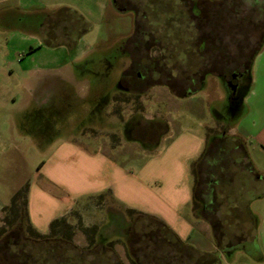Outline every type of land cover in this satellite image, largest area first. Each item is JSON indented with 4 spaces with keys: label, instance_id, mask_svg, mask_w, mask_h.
Here are the masks:
<instances>
[{
    "label": "rangeland",
    "instance_id": "obj_1",
    "mask_svg": "<svg viewBox=\"0 0 264 264\" xmlns=\"http://www.w3.org/2000/svg\"><path fill=\"white\" fill-rule=\"evenodd\" d=\"M136 1L137 10L118 12L112 0H0V205H7L12 186L25 190L27 197L35 186L61 198L57 206L45 203L47 222L61 217L66 225L46 243L13 247L9 252L23 256L9 257V264H260L249 258L247 245L221 252L247 227L246 215H226L231 224L225 229L215 224L213 235L197 226L199 217L207 216L201 208L196 206L201 213H191L192 204L185 205L175 216L189 223L190 230L178 237L154 213L161 206L155 200L159 182L154 171L170 143L184 133L195 135L202 141L196 157L180 149L186 167L180 187L191 190L192 164L205 153L220 157L225 141L233 147L239 114L254 105V92L264 87V78L253 82L251 61L250 81L235 94L214 75L223 70L216 62L209 70L213 75H206L201 85L197 76L196 84L181 95L192 72L205 70L202 56L190 53L201 38L189 32L190 23L177 12L174 0ZM135 26L137 33L151 30L154 38L149 39L162 47L163 59L154 75L160 85L148 86L138 102L123 103L118 85L130 65L124 48ZM247 36L251 43L260 40L253 29ZM233 45L229 41L228 52L234 54ZM225 68L230 72L232 65ZM133 104L141 111L131 110ZM65 144L89 157H104L102 174L114 167L127 176L128 188L119 176L118 195L112 188L77 193L49 183L54 155ZM77 159L79 155L70 159L61 173L69 182L89 175L85 168L91 166ZM142 169L153 178L142 177ZM43 202L35 201V209L44 207ZM220 218L225 220V215ZM129 230L131 242L126 244Z\"/></svg>",
    "mask_w": 264,
    "mask_h": 264
},
{
    "label": "crops",
    "instance_id": "obj_2",
    "mask_svg": "<svg viewBox=\"0 0 264 264\" xmlns=\"http://www.w3.org/2000/svg\"><path fill=\"white\" fill-rule=\"evenodd\" d=\"M252 62V80L255 82L264 78V49H257L254 52ZM254 98L256 100L254 105L246 112L239 114L235 130L237 138L234 139L233 147L227 146L225 141L221 144L224 152H221L220 157H207L208 153H205L192 164L193 187L191 190L185 186L180 187L186 175V167L181 162L184 153L180 149L186 148L188 150L186 156L192 159L199 154L202 141L193 134H181L167 146L162 155L158 156L154 178L159 182V186L155 193V200L161 206L156 208L154 213L161 217L180 238L190 230L189 223L175 216V211L182 206L192 204L191 213L198 210L199 213L202 211L207 215L204 218L199 217L197 226H202L201 228H205L212 234L215 224H219L221 229L231 224L230 218L226 215H246L247 227L238 231L233 240H228L229 244L221 252L226 254L233 245H247L249 258L264 264V87L260 88L258 93L254 92ZM76 149L80 148L65 144L56 151L54 172L51 171L46 176L49 183L63 186L67 189L66 191L77 193L88 190L89 187H93L95 192L112 188L118 195L119 188L115 185V178L119 176L124 180L123 188H128L127 176L114 167L106 176L104 175L102 171L106 164L104 157L93 156L92 158L83 152L79 151V153ZM78 155L81 160L77 159V163L83 160L82 162L87 163L91 168L77 165V163L76 165L86 167L85 171L88 170L89 175H86L85 179L80 176L73 182H69L61 173H65L68 169L70 159L75 160ZM70 165L73 168L75 162ZM144 170L140 172L142 177L153 178L152 173L145 176L149 171ZM92 180L97 182L88 183ZM201 182L204 184L203 187ZM235 186L236 191H234ZM30 188L26 209L28 223L35 232L46 235L47 225L49 231V224L52 221L47 222L45 203L49 200L57 206L61 198H56L50 192L35 186ZM18 189L19 186H12L7 196V205H0V214L2 209L9 205ZM140 189L147 191L141 183ZM194 197L196 200H193ZM201 198L203 202H200ZM37 200L44 201V207L35 209L34 203ZM139 203L143 202L139 201ZM196 206L201 208V211ZM221 215H225V220L220 218Z\"/></svg>",
    "mask_w": 264,
    "mask_h": 264
},
{
    "label": "flooded vegetation",
    "instance_id": "obj_3",
    "mask_svg": "<svg viewBox=\"0 0 264 264\" xmlns=\"http://www.w3.org/2000/svg\"><path fill=\"white\" fill-rule=\"evenodd\" d=\"M112 4L116 11L125 12L128 9L137 10L138 2L136 0H112ZM174 5L177 12L190 23V26H188L189 32H197L198 37L201 38L196 49H193L190 53L202 56V68L205 69L202 74L198 70L192 72L187 82L183 84L184 88L181 95L186 92L188 87L196 84L197 76L200 77L198 84L201 85L206 75H213L214 73L209 70L211 66H214L213 64L216 65V62L222 64L223 70L214 75L224 79L225 83L229 84L231 89L237 94L238 89L246 83L247 73L255 52L254 49L261 48L264 38V0H262V3L260 0H174ZM196 23H198V26H200V23L203 29L196 27ZM244 26H246V29H244ZM252 29L260 35V40H255L253 43H251L250 39H246L248 37L247 32ZM137 31L135 26L133 35L129 39L127 47L124 48V53L127 54L130 65L123 72L118 85L123 94L122 98L118 99L123 103L138 102L148 86L160 85L157 84V77H154V75L157 74L156 71L163 59L162 47L159 46L158 41L151 40L154 38L151 30L145 28L139 30L138 33ZM228 40L231 44H234L231 47L236 50L235 56L232 52H228L230 47L228 46ZM246 53L250 54V56H244ZM227 65H232L230 72L225 70ZM163 86L172 91L168 84ZM40 102L44 105L46 104L45 100H40ZM133 105L131 110L141 111V109L136 107V104ZM22 130L25 131L27 129L24 128ZM13 198L14 195L9 205L2 209L3 218L0 221L2 224L0 229V264H9L10 260L8 258L11 256H23L18 254L19 252H9L13 247L25 246L26 243L47 242V239L41 241L34 238L27 228L22 227L23 222L27 225V221L22 214L24 212L23 206L19 210L16 208L15 210H18L16 213L12 215L10 214L11 212L9 213ZM22 201L23 199L18 202ZM4 209L7 210L6 213H3ZM4 217H6L5 220ZM130 233L131 230L127 232L125 243L129 244L131 242ZM3 235L4 237H1ZM42 236H47V234ZM10 241L12 242L10 243Z\"/></svg>",
    "mask_w": 264,
    "mask_h": 264
},
{
    "label": "trees",
    "instance_id": "obj_4",
    "mask_svg": "<svg viewBox=\"0 0 264 264\" xmlns=\"http://www.w3.org/2000/svg\"><path fill=\"white\" fill-rule=\"evenodd\" d=\"M247 78H248V73H247ZM249 79H247L246 80V83H245V85L246 84H248L249 83ZM26 192H25V190H23V192H17L15 195H14V198H13V202H12V204H11V208H10V211H9V213L12 215V214H14V213H16V211H18L19 210V208L20 207H24V212L22 213L23 215H24V217H25V219H26V221H27V225H28V227H27V230H29L30 232H31V235L34 237V238H36V239H38V240H41V241H43L44 239H47L48 237H52L53 235H56V234H58L59 232H61V230H60V227L61 226H66L65 225V220L63 219V218H58V219H55V220H53L50 224H49V235L48 236H42V235H39L38 233H35L33 230H32V228H31V226L29 225V223H28V219H27V213H26V194H25ZM21 199H23V201L22 202H18V201H21ZM193 200H196V198L194 197V199ZM18 209V210H15V209ZM6 209H4L3 210V213H6ZM11 215H8V216H11ZM20 215H21V213H20ZM147 218H151V217H147ZM6 219V217H4V220ZM151 219H153V218H151ZM11 220H12V218H11ZM155 220V219H154ZM157 221V220H156ZM11 222V221H10ZM160 225H162V227H164L168 232H170L174 237H175V239L177 240V237L175 236V234H173L170 230H169V228H167V226L165 225V224H163L161 221H157ZM83 232V234L85 235V236H87V237H89V235H88V233H87V231L86 230H83L82 231ZM178 241V240H177ZM179 242V241H178Z\"/></svg>",
    "mask_w": 264,
    "mask_h": 264
}]
</instances>
